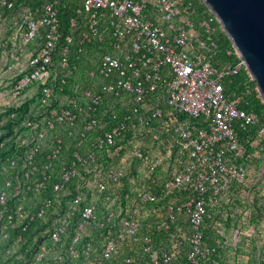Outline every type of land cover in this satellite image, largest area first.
Listing matches in <instances>:
<instances>
[{
	"label": "built area",
	"instance_id": "obj_1",
	"mask_svg": "<svg viewBox=\"0 0 264 264\" xmlns=\"http://www.w3.org/2000/svg\"><path fill=\"white\" fill-rule=\"evenodd\" d=\"M61 1L0 0V264H229L206 196L248 179L236 126L264 148V116L224 92L245 61L212 65L184 0H66L65 34Z\"/></svg>",
	"mask_w": 264,
	"mask_h": 264
},
{
	"label": "trees",
	"instance_id": "obj_2",
	"mask_svg": "<svg viewBox=\"0 0 264 264\" xmlns=\"http://www.w3.org/2000/svg\"><path fill=\"white\" fill-rule=\"evenodd\" d=\"M47 0H19V4L27 5V6H35L41 5ZM187 3H190L192 7L195 9V14L193 18L196 21L206 20L209 22L211 28H213L212 39L215 43V47L212 48L211 52L208 54V57L212 63V65L219 67L225 63H235L238 60L235 49L225 34L223 29L220 26V23L216 20L215 16L208 9V7L204 4L202 0H184ZM75 3H70L66 0H62L59 6V18H60V26L63 34L67 33L70 25V18L76 14ZM5 13V12H3ZM64 42V39L61 38L59 46H61ZM56 57H59V52H56ZM80 74V73H79ZM78 80H81V76L79 75ZM71 81V80H70ZM223 87L226 96L229 99H233L235 97H240V107L245 111L253 110L258 113L262 117L264 116V102L261 100L257 90L255 81L251 79L248 75L247 71L242 68L236 75L229 76L224 78ZM40 95V90H37V96ZM36 96L25 99L24 103L21 105L22 111H27L28 106H31L32 101L35 100ZM236 131L238 133L239 140L246 146L247 153L244 158V164L248 167L249 171V158H254L259 151V146H252L247 143V139L254 135V130L251 131L249 129H243L236 126ZM75 150V145L71 144L69 149L67 150L68 155ZM16 152L12 150H7L6 155H14ZM5 157V156H3ZM8 163H5L3 160H0V171L2 169H8ZM138 164L136 162L133 163L131 167V172L133 173ZM2 179V175L0 174V181ZM162 181V179L160 180ZM158 181V182H160ZM242 186H239L237 189H234V192H237ZM207 213L209 217H206L205 220V242L209 244H219L220 245V253L223 252L224 248L222 246L221 240L214 236V225L217 220L221 218V214L224 211H228L234 205V196L231 197V202L226 203L224 200L215 203L213 201V197L211 193L207 194ZM226 223V222H225ZM264 264V258H263Z\"/></svg>",
	"mask_w": 264,
	"mask_h": 264
},
{
	"label": "rangeland",
	"instance_id": "obj_3",
	"mask_svg": "<svg viewBox=\"0 0 264 264\" xmlns=\"http://www.w3.org/2000/svg\"><path fill=\"white\" fill-rule=\"evenodd\" d=\"M5 34L0 25V38ZM246 183L234 192L233 207L225 214L229 242L221 259L229 264H263L264 258V148L249 158ZM252 227V231L248 229Z\"/></svg>",
	"mask_w": 264,
	"mask_h": 264
},
{
	"label": "water",
	"instance_id": "obj_4",
	"mask_svg": "<svg viewBox=\"0 0 264 264\" xmlns=\"http://www.w3.org/2000/svg\"><path fill=\"white\" fill-rule=\"evenodd\" d=\"M245 61L264 102V0H202Z\"/></svg>",
	"mask_w": 264,
	"mask_h": 264
}]
</instances>
